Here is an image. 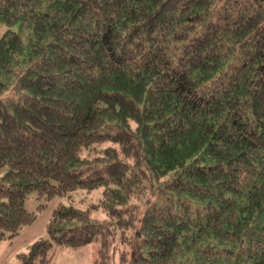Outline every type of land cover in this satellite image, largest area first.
<instances>
[{
    "label": "trees",
    "instance_id": "16d2710c",
    "mask_svg": "<svg viewBox=\"0 0 264 264\" xmlns=\"http://www.w3.org/2000/svg\"><path fill=\"white\" fill-rule=\"evenodd\" d=\"M0 22V242L32 193L68 198L19 264L91 243L96 264H264V0H0Z\"/></svg>",
    "mask_w": 264,
    "mask_h": 264
},
{
    "label": "rangeland",
    "instance_id": "374dc122",
    "mask_svg": "<svg viewBox=\"0 0 264 264\" xmlns=\"http://www.w3.org/2000/svg\"><path fill=\"white\" fill-rule=\"evenodd\" d=\"M6 30V26L0 22V38ZM72 194V200L75 204L88 208L93 203L98 202L102 197V190L97 189L91 192L78 190ZM37 198L36 193H32L26 200V207L30 211H37L36 220L30 226L22 229L20 234L13 239L3 240L0 242V264H19L17 254L26 251L33 241L46 236V227L53 210L57 205L67 202L68 198L54 197L46 201V206L43 210L38 211V204L43 202ZM92 214L95 217L103 218L104 213L98 209H92ZM55 255L50 264H96L98 251L97 244L91 243L79 248H55Z\"/></svg>",
    "mask_w": 264,
    "mask_h": 264
}]
</instances>
